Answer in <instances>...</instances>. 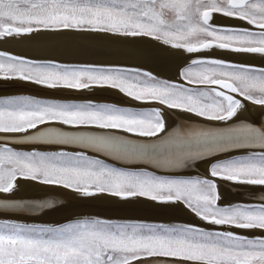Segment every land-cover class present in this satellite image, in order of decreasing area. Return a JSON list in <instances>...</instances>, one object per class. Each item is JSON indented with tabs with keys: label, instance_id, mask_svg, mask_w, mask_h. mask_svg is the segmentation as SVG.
Instances as JSON below:
<instances>
[{
	"label": "snow or ice",
	"instance_id": "obj_1",
	"mask_svg": "<svg viewBox=\"0 0 264 264\" xmlns=\"http://www.w3.org/2000/svg\"><path fill=\"white\" fill-rule=\"evenodd\" d=\"M0 81V264H264V0H0Z\"/></svg>",
	"mask_w": 264,
	"mask_h": 264
},
{
	"label": "bare ground",
	"instance_id": "obj_2",
	"mask_svg": "<svg viewBox=\"0 0 264 264\" xmlns=\"http://www.w3.org/2000/svg\"><path fill=\"white\" fill-rule=\"evenodd\" d=\"M218 23H224V21H218ZM79 45L81 47H79ZM79 45H75L73 46V44L67 45V46H62V47H53V48H49L46 51H42L40 53H37L38 55H45V56H54V57H59L60 59H62V56L59 55H48V54H60V53H65V52H70L73 50H81L80 52L82 54H80L79 56H75V60L73 61H79L81 60V58L84 56L89 57L90 59H94V60H100V61H114V60H123L125 59V57L122 55V53L127 52L132 50L133 48H135V45L129 46V47H120V46H116V45H111V44H107V43H102V42H96V43H86V44H80ZM9 83V82H5V81H0V95H7V94H16L18 90L16 89H12V88H8L5 85ZM25 94H34V95H44V93H38L35 90L31 91V92H25ZM112 102H117L120 103V99L117 97H111L109 98ZM249 118V120H255V119H262L261 121L264 122V117H258V112L257 111H252L251 113L246 114ZM169 123L173 124V126H178L180 124L179 119L173 114L169 117ZM202 170V169H201ZM191 175H195L190 173ZM222 193L224 194V196L227 199L230 200H235V199H239L241 197L238 196V194L230 187L225 185L224 187H222L221 189ZM60 200L63 204H65L66 206L61 208L60 211L57 212H52L50 215L43 217L39 222H45V221H49V222H53V220H59L60 218H63L66 215L69 214H73V211L75 209V205L71 204L72 201H77L75 200L71 195H65V196H61ZM99 202V201H98ZM100 202H105L106 204L108 203H112L109 201H100ZM78 204H80L81 202L77 201ZM76 203V204H77ZM112 204H109V206ZM114 205V204H113ZM116 206L114 208H112V211H117ZM121 211V210H119ZM130 213H126L125 215H129ZM133 214V213H132ZM99 216V215H96ZM187 219V218H186Z\"/></svg>",
	"mask_w": 264,
	"mask_h": 264
},
{
	"label": "water",
	"instance_id": "obj_3",
	"mask_svg": "<svg viewBox=\"0 0 264 264\" xmlns=\"http://www.w3.org/2000/svg\"><path fill=\"white\" fill-rule=\"evenodd\" d=\"M79 43L81 44V42L77 41L76 43H73V46H75L76 44L79 45ZM79 47H81L79 45ZM82 50V49H81ZM81 50H73L70 52H65V53H60V54H48V55H59L62 56V60H66V61H73L75 60V56H79L80 54H82L80 51ZM59 58V57H57ZM60 59V58H59ZM79 61H85V62H90V61H100V60H94V59H90L87 56H84L81 58V60ZM79 61H74V62H79ZM262 120V119H261ZM202 171V170H201ZM195 174V173H192ZM77 201H72L71 204L75 205V209L73 211L74 213H85V214H91V215H99L101 217H105V216H144V217H149V218H157V213H155L152 209L148 208L145 205H133V206H128L126 208H120L118 206H116L114 203H109L112 204L109 206V204L107 203H103V202H92L90 204H76ZM114 204V205H113ZM116 206V210L117 211H112V208H114ZM121 210V211H119ZM126 213H130L129 215H125ZM133 213V214H132ZM72 215V214H69ZM66 215V216H69ZM64 216L63 218H60L59 220H53V221H63L64 218L66 217ZM186 219V218H185ZM49 223V222H48ZM54 223V222H52Z\"/></svg>",
	"mask_w": 264,
	"mask_h": 264
},
{
	"label": "rangeland",
	"instance_id": "obj_4",
	"mask_svg": "<svg viewBox=\"0 0 264 264\" xmlns=\"http://www.w3.org/2000/svg\"><path fill=\"white\" fill-rule=\"evenodd\" d=\"M48 222H49V221H45V222L43 221V222H41V223H48ZM53 222L55 223V222H57V221H53ZM49 223H52V222H49Z\"/></svg>",
	"mask_w": 264,
	"mask_h": 264
}]
</instances>
